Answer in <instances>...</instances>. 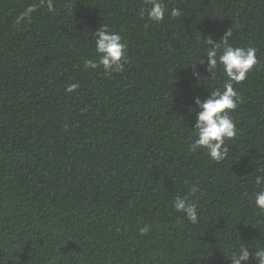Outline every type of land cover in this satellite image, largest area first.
Listing matches in <instances>:
<instances>
[{
  "label": "trees",
  "instance_id": "1",
  "mask_svg": "<svg viewBox=\"0 0 264 264\" xmlns=\"http://www.w3.org/2000/svg\"><path fill=\"white\" fill-rule=\"evenodd\" d=\"M151 3L52 0L49 11L47 0H0V264H232L242 248L241 264H256L264 0H162L159 22ZM100 27L126 43L123 71L85 67L99 60ZM227 31L258 63L233 84L237 135L215 162L190 147L194 98L223 90L203 42ZM177 197L197 205V223L174 209Z\"/></svg>",
  "mask_w": 264,
  "mask_h": 264
},
{
  "label": "clouds",
  "instance_id": "2",
  "mask_svg": "<svg viewBox=\"0 0 264 264\" xmlns=\"http://www.w3.org/2000/svg\"><path fill=\"white\" fill-rule=\"evenodd\" d=\"M48 10L51 11L52 0H47ZM35 11L34 6L27 8L17 19V23L26 18L30 19L31 13ZM166 8L162 0H152L151 7L147 12L149 19L154 22L163 20ZM171 16L180 14L179 9H172ZM231 32L227 31L221 41L217 43L211 36L204 40L207 55V71L212 73L217 64L223 65L224 73L227 77L223 84V90L210 92L207 99L201 101L199 97L194 98V104L198 106L196 112V122L194 129L197 138L190 145L192 150L203 147L212 161L221 162L228 153L224 146L226 139H232L237 135L235 122L230 118L229 113L238 107V94L233 88L234 83L244 81L247 74L258 63L256 49L253 47L242 48L234 47L228 43ZM95 51L99 55L98 61H85V67L96 69L102 66L105 74L110 75L113 72H120L127 63L126 43L122 41L120 34L110 32L106 27H100L93 33ZM204 61L202 60L201 63ZM196 73H194V76ZM199 77L197 76V79ZM79 85L77 83L69 84L66 87L67 92L75 91ZM194 111V109H192ZM264 172V170H262ZM258 187L264 186V174L255 178ZM196 191L195 188L192 189ZM255 206L264 211V190L255 193ZM177 212H182L187 219L195 224L198 221L197 205L188 202L187 198L177 197L173 204ZM142 231H147L143 229ZM250 252L247 248H242L238 255H232V264H241L249 259ZM253 259L256 264H264V248L255 252Z\"/></svg>",
  "mask_w": 264,
  "mask_h": 264
}]
</instances>
